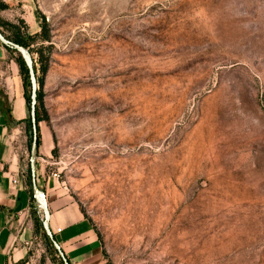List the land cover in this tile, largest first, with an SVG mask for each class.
Wrapping results in <instances>:
<instances>
[{"label":"rangeland","instance_id":"1","mask_svg":"<svg viewBox=\"0 0 264 264\" xmlns=\"http://www.w3.org/2000/svg\"><path fill=\"white\" fill-rule=\"evenodd\" d=\"M0 35L101 264H264V0H0Z\"/></svg>","mask_w":264,"mask_h":264},{"label":"crops","instance_id":"2","mask_svg":"<svg viewBox=\"0 0 264 264\" xmlns=\"http://www.w3.org/2000/svg\"><path fill=\"white\" fill-rule=\"evenodd\" d=\"M6 46L0 41V264H58L44 237L45 220L69 264H101L92 223L56 178L42 175L38 158L35 179L46 219L35 201L27 170L29 110L19 66Z\"/></svg>","mask_w":264,"mask_h":264},{"label":"water","instance_id":"3","mask_svg":"<svg viewBox=\"0 0 264 264\" xmlns=\"http://www.w3.org/2000/svg\"><path fill=\"white\" fill-rule=\"evenodd\" d=\"M0 41L7 45L10 46L11 48H15L16 50H19L21 54L24 56V52L22 48L17 45L16 43H13L12 41L2 37L0 35ZM25 57V56H24ZM26 59V57H25ZM32 95L34 96L36 93V79L35 76L32 73V88H31ZM29 117H30V122H31V132H32V139H31V144H30V150H29V169H30V178H31V188H32V193L35 198V201L37 202L38 206L40 209H42L43 213L45 214V219L47 217V212H46V206H45V199L42 194V192L39 190L37 184H36V179H35V171H34V163L36 159V153H37V129H36V106H35V101H32L29 105ZM44 230L45 234L49 238L50 242L52 243L55 251L57 252L58 257L61 259L63 264H69L66 258L63 255L62 250L60 249L58 243L55 241L53 238L52 233L50 232L46 220L44 222Z\"/></svg>","mask_w":264,"mask_h":264},{"label":"trees","instance_id":"4","mask_svg":"<svg viewBox=\"0 0 264 264\" xmlns=\"http://www.w3.org/2000/svg\"><path fill=\"white\" fill-rule=\"evenodd\" d=\"M44 26H45V21H43L42 24H41V27H44ZM46 38H48V37H46ZM7 39L10 40V41H12L13 43L19 44V45H21L23 47H27V44H25L24 42H22L21 38H19L18 36L16 38H13V39H10V38H7ZM6 47L9 50H13L10 46H6ZM16 62L18 64V66H19L20 75H21L22 80H23L24 90H25L24 95H25L27 107H28V110H29V99H28V96H27V93H26V88H25V76H26V69L27 68H26V65H25L23 59L20 56H18V58H16ZM40 65H41V73L42 74H45V72L47 71V65H42V62H41ZM37 98L39 99V96L38 95H37ZM39 120L40 119H39V115H38V110H37V107H36V129H37V140H36V143H37V148H38V146L40 144L39 127H38ZM29 123L31 124L30 117L28 118V124ZM36 223H37V220H36ZM44 237L47 240V242H48L50 248L52 249V251H54L57 254V252L55 251L52 243L50 242L49 238L47 237V235L45 233H44ZM56 258H57L58 264H63L62 261H61V259L58 256H56Z\"/></svg>","mask_w":264,"mask_h":264},{"label":"built area","instance_id":"5","mask_svg":"<svg viewBox=\"0 0 264 264\" xmlns=\"http://www.w3.org/2000/svg\"><path fill=\"white\" fill-rule=\"evenodd\" d=\"M54 177H57V175H56V174H54ZM12 182H13V183H16V181H15V180H12Z\"/></svg>","mask_w":264,"mask_h":264}]
</instances>
